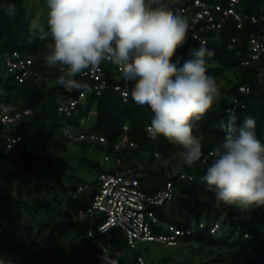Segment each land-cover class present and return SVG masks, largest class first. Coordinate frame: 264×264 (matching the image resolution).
Wrapping results in <instances>:
<instances>
[{
	"label": "trees",
	"instance_id": "obj_1",
	"mask_svg": "<svg viewBox=\"0 0 264 264\" xmlns=\"http://www.w3.org/2000/svg\"><path fill=\"white\" fill-rule=\"evenodd\" d=\"M192 1L165 0V3L173 10L182 11ZM207 1L213 5L217 20L221 21L218 37L203 43L215 53L207 60V74L216 80L221 97L219 103H214L212 110L195 123L193 134L204 136L203 156L189 167L183 162L180 155L183 149L179 145L169 143L162 136L155 140L149 137L147 127L151 117L147 107L135 104L131 95L124 100L113 87L100 96L92 95L72 116L58 114L63 87L55 81L61 71L59 65L50 66L44 60L50 52L47 45L52 43L51 38L41 39V33L48 30V25L39 31L31 29L23 0H0V5L14 4L16 9L15 16L9 17L0 8V107L9 106L13 114L31 110L15 127L0 120V264H140L139 256H143L147 264L149 258L150 264H158L148 250L151 244L140 241L135 247L130 246L124 229L112 227L103 233L96 232L98 224L105 219L103 212L95 210L92 214L80 215L81 210L86 211L91 205L98 179L97 182L80 183L88 184L90 188L80 192L78 197H73L70 190L80 184L59 189L46 180L48 170L40 163L41 150H63L69 142L105 148L112 158L108 163L97 165L99 174L117 168H135L134 175L140 180L138 186L148 193H155L167 182H172L173 198L155 207L158 216L167 222L184 228L197 226L202 220L208 223L207 228L180 237L176 245H156L178 248L182 243H190L211 247L219 243V249H210L209 255L201 258L198 264H264V206L243 211L235 206L217 204L214 193L207 191L206 184L201 182L212 162L208 153L224 136L219 122L227 120L229 111H235L237 125H242L247 116L254 117L256 134L264 142V85L259 82L264 53L249 64L242 62L250 58L252 34L263 30L262 22H254L249 16L262 12L264 0H240L237 3V11L246 16L241 25L234 15H224L215 9L216 4L227 7L228 0ZM182 13L189 20V34L185 44L177 50V56L186 59L189 49L198 48L201 42L192 38L189 12ZM14 50L32 60V72L22 81L15 78L4 62L5 51ZM4 71L8 74H3ZM133 86L134 82L130 81V94ZM241 86L248 87L249 92L241 90ZM235 99L241 100L245 107L234 108ZM107 115H122L128 122V130L124 129L125 123L100 129L97 118ZM79 127L103 133L108 142L93 144L72 140L65 133L66 128L75 130ZM124 135L137 145L116 152L115 144ZM17 136L20 140L12 142ZM9 143L12 146L7 154L4 149ZM114 155L121 158L120 164L115 163ZM174 160L181 164L176 170L171 164ZM201 196L205 199H199ZM169 201L192 213L194 220H180L174 213L167 215L165 206ZM37 218L39 221L35 224ZM215 223L219 224V229L212 232L210 228ZM49 228L52 232L59 229L70 235L68 241L61 242L56 237L51 248L37 242L36 239L42 238ZM162 231L167 229L162 226ZM122 249L124 253L119 255ZM166 259L168 257L164 261Z\"/></svg>",
	"mask_w": 264,
	"mask_h": 264
},
{
	"label": "clouds",
	"instance_id": "obj_2",
	"mask_svg": "<svg viewBox=\"0 0 264 264\" xmlns=\"http://www.w3.org/2000/svg\"><path fill=\"white\" fill-rule=\"evenodd\" d=\"M46 5L48 30L41 39L52 41L45 62L61 66L56 85L91 91L76 77L86 70L99 72L103 62L116 65L125 81L134 82V103L149 110V137L179 145L189 167L200 161L204 136L193 129L219 103L221 92L207 74L212 49L201 42L186 59L177 56L188 38L187 16L165 0H46ZM0 8L9 17L16 14L14 4ZM218 126L224 136L208 153L212 162L201 182L217 204L243 211L264 206V142L256 134L255 118L247 116L237 125L231 110Z\"/></svg>",
	"mask_w": 264,
	"mask_h": 264
},
{
	"label": "built area",
	"instance_id": "obj_3",
	"mask_svg": "<svg viewBox=\"0 0 264 264\" xmlns=\"http://www.w3.org/2000/svg\"><path fill=\"white\" fill-rule=\"evenodd\" d=\"M240 0H228L227 7L222 4H216L215 9L224 15H234L239 21V25L242 24L244 18L237 11L236 5ZM213 5L207 0H193L187 6L182 8L183 12H189L191 17V29L192 36L195 35L198 41L207 43L209 39H215L218 37V30L221 27V21H218L216 15L213 13ZM259 14H251L249 17L254 22H262V32L259 34H252L250 41V53L249 59L242 61L245 64H249L260 58L264 53V2L261 5ZM215 36H213V33ZM4 62L8 69L13 72L15 78L22 81L23 78L31 74L32 60L28 57H23L17 50L5 51ZM61 66H59L60 69ZM38 75V72L34 73ZM76 79L89 87L91 91L82 88L80 90L67 91L63 88V92L60 93V103L58 104L57 111L60 115L72 116L79 106L89 100L92 95L100 96L109 87H113L114 90L119 92L124 100H127L130 94V81H125L119 72L116 65L109 62H103L101 64V70L96 73L88 72L86 74L78 75ZM259 82L264 85V66L259 71ZM241 90L249 92V88L241 86ZM245 104L238 99H235L234 108H244ZM229 111V110H228ZM30 109H24L23 111H17L12 113L9 106L4 105L0 107V120L3 124L15 127L18 125L19 119L25 114H29ZM84 122L82 119L81 124ZM150 126V125H148ZM124 129L128 130V124H124ZM65 133L72 140H86L90 143L106 144L108 138L97 131H87L86 129L79 127L75 130L66 128ZM11 138V137H9ZM20 140V137L12 139V142ZM134 141L128 139L127 135H124L115 144V151L123 150L128 146H136ZM12 143H9L4 151L8 154L11 150ZM115 156V163L120 164L121 158ZM112 156L105 153L104 160L102 162H110ZM207 158V156H206ZM205 158V159H206ZM9 165L14 169V165L9 162ZM143 167V166H142ZM135 168L128 167L126 169H115L114 171H104L99 174L98 187L93 194V200L87 210H81L79 213L81 216L85 214H92L95 210H99L105 214L103 222L98 224L96 232L103 233L108 231L112 227H119L125 230L130 246L135 247L138 242L163 244L165 246H173L179 242L180 237L194 233L198 229L207 228L208 223L202 220L197 226L184 228L178 225L167 222L158 216L155 207L162 205L165 201L170 200L174 196V186L172 182H167L163 188H160L155 193H148L141 189L140 180L134 175ZM186 174L183 173V176ZM88 184H80L76 189L70 190L73 197H78L80 192L87 190ZM164 226L167 231H162ZM219 227L218 223H215L210 230L216 231ZM93 233V231H92ZM108 250V249H105ZM124 250L118 252L119 255L123 254ZM138 260L140 264H147L146 259L143 256H139ZM116 264H121L117 262Z\"/></svg>",
	"mask_w": 264,
	"mask_h": 264
},
{
	"label": "rangeland",
	"instance_id": "obj_4",
	"mask_svg": "<svg viewBox=\"0 0 264 264\" xmlns=\"http://www.w3.org/2000/svg\"><path fill=\"white\" fill-rule=\"evenodd\" d=\"M23 3L30 18L31 29L43 30L47 26L49 11L46 0H23ZM3 74L7 75L8 73L4 71ZM97 121L100 125L99 128L104 130L111 129L116 124L128 123L122 115L100 116ZM105 153L106 150L102 146L69 142L63 150L50 149L47 151L43 148L40 163L48 170L45 178L49 184L59 189L71 188L84 182H97L99 175L97 165L102 163ZM171 164L174 170L181 165L176 160L172 161ZM105 165L103 164V166ZM165 209L167 215L174 213L180 220H194L192 213L183 210L173 201L167 202ZM38 221L37 218L35 224ZM228 230L232 229L228 228ZM56 237H59L61 242H67L70 235L65 234L64 231L60 232L59 229L52 232L49 228L43 237L36 239V241L51 248L55 244ZM148 244H151L148 250L152 254V259L158 264H198L201 258H206L209 255L210 249L217 251L220 247L219 243L211 245L212 248L190 243H182L178 245V248L162 247L155 243ZM165 257L168 259L164 261ZM149 260L150 258L148 264H150Z\"/></svg>",
	"mask_w": 264,
	"mask_h": 264
}]
</instances>
